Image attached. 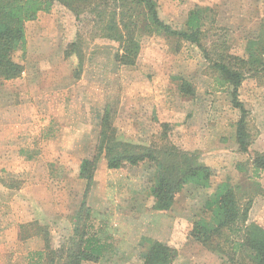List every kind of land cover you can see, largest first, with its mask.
<instances>
[{"label":"rangeland","instance_id":"obj_1","mask_svg":"<svg viewBox=\"0 0 264 264\" xmlns=\"http://www.w3.org/2000/svg\"><path fill=\"white\" fill-rule=\"evenodd\" d=\"M154 1L158 17L176 29L184 27L188 13L196 7L204 18L202 46L216 45L210 51L218 48L217 52L224 46V53L237 57H244L246 42L254 39L264 24V0ZM56 12L40 13L25 24L26 51L14 56L24 72L16 80L0 82V264H42L36 253L43 251L44 242L33 235L36 222L50 231L53 249L71 235L72 216L59 209L62 195L69 185L79 190L71 180L77 178L79 158L93 152L105 107L121 140L147 145L156 133L154 126L169 123L174 126L171 140L175 145L199 154L202 164L218 171V177L212 179L214 185L227 179L245 181L234 167L248 157L239 153L235 144L239 113L197 46L145 33L135 66L122 67L113 60L115 45L89 40L88 25L82 28L88 30L82 33L84 63L80 67L74 57L65 58L63 52L82 26L76 25L69 13ZM181 78L195 89L192 101L180 99ZM239 100L248 112L254 135L249 151H264V83L247 78ZM218 137L225 138L224 142L219 143ZM152 169L144 164L128 169L129 175L122 177L106 175L100 168L95 174L96 192L100 187L141 188L135 198L146 214L153 202L148 185ZM260 175L254 180L264 189V173ZM245 185H241V198L247 192ZM206 195L180 196L175 212L167 215L174 219L171 229L163 228L162 219L150 225L154 230L147 231L146 224L125 222L123 226V221L119 229L113 214L91 210V230L97 231L102 224L110 234V249L98 262L82 264H142L147 247L144 240L157 233L161 239L171 233L170 246L178 251L172 264H222L219 255L186 241L187 225L201 215V200ZM247 223L264 228L263 197L253 198ZM29 224L32 227H27ZM29 232L31 237L25 238Z\"/></svg>","mask_w":264,"mask_h":264},{"label":"trees","instance_id":"obj_2","mask_svg":"<svg viewBox=\"0 0 264 264\" xmlns=\"http://www.w3.org/2000/svg\"><path fill=\"white\" fill-rule=\"evenodd\" d=\"M52 10H63L66 16L69 13L74 23L82 26L63 52L65 58L74 57L80 67L84 63L82 33L88 29L89 40L100 39L116 46L113 60L122 67L135 66L145 33L197 46L216 73L218 86L229 93L232 108L239 113L234 127L235 144L238 152L248 157L234 167L243 175L247 192L239 197L243 184L228 179L214 185L212 179L218 177V171L202 164L199 154L172 142V124L155 125L156 133L147 145L121 140L105 107L93 152L81 160L76 174L85 181V189L80 207L72 217V233L53 249L50 231L36 222L33 235L41 236L44 242L43 251L36 253L38 260L42 264L96 263L110 249V234L105 228L92 232L91 209L86 204L97 164L104 159L109 170L126 172L144 164L153 167L148 184L152 211L169 212L185 193L189 197L207 194L201 200V215L187 225L186 241L219 255L222 264H264V228L247 223L253 198H264V189L254 180L264 173V151H249L254 135L249 128L248 112L239 100V90L247 78L264 83V24L258 35L246 42L244 57H237L224 53V46L220 52L218 48L210 51L216 45L208 49L202 46L204 18L196 7L188 13L184 27L176 29L158 17L154 0H0V82L22 76L24 67L14 56L26 51L25 24ZM178 89L181 101L189 102L196 96L194 87L183 78ZM217 139L219 143L225 140ZM24 236L31 237L30 232ZM143 253L142 264H172L178 255L174 247L160 242H153Z\"/></svg>","mask_w":264,"mask_h":264},{"label":"crops","instance_id":"obj_3","mask_svg":"<svg viewBox=\"0 0 264 264\" xmlns=\"http://www.w3.org/2000/svg\"><path fill=\"white\" fill-rule=\"evenodd\" d=\"M84 158L80 157L78 162V165L76 166V170L79 168V164L81 162V160H83ZM101 168V170H104V174L106 175H112V174H119L122 177H127L129 174V172H122L119 170H109L106 168V163L104 161V159H101L99 161V163L97 164V168L95 171V174H97L98 170ZM131 170V169H130ZM119 171V172H118ZM94 174V179H93V184L91 186L90 192L88 193L87 196V200H86V204L87 206L94 212L97 211L99 214L102 212H106L107 215H111L113 214L112 218H115V222L117 227L119 229H121V222L123 221V226L126 224L125 222H127L128 224L133 223L137 225H144L146 224L147 226V231L148 230H154L155 226H153L152 228H150V225H154L158 223L159 220L162 219V223L161 225L164 226L163 228H167L173 226V221L174 219L172 218H167L171 215L172 212H175V206L177 203H175L171 210L169 212H158V211H150L146 214H144V212H141V208L140 205L142 203L136 201L135 196L139 195V192H141V188H139L138 190H133L130 187L129 188H115V187H100L97 192H96V175ZM35 175L37 177V174H31V176ZM72 183H75V185H77V189H73L72 185H69L68 189H67V193L63 192L62 195V203H61V208H59L62 212V214H67L70 216H74V214L78 211L79 207H80V203L82 202L83 199V192L85 189V181L81 180V179H72L71 180ZM121 193H125L127 194V197L125 198L124 196H122ZM136 191V192H135ZM96 196L99 197V199L96 201ZM116 197V198H113ZM107 198V199H106ZM101 199V201H100ZM104 201L107 203H104ZM113 203H115V206H113ZM117 206V208H116ZM120 207H123V209L126 211L128 210V212H125L124 210H119ZM131 209V210H129ZM105 213V214H106ZM55 215V214H54ZM54 215L51 214L52 217H54ZM169 215V216H167ZM191 218H193V216H191ZM190 218V219H191ZM197 219V218H195ZM101 226L104 228V226L101 224ZM99 226V227H101ZM169 229V231H170ZM125 228H123L122 231H124ZM159 230H162L161 228H159ZM158 230V232H159ZM164 234V232L162 233ZM155 234L151 235L149 234L147 236V238L144 240L145 241V250L153 243V242H160V243H165V244H172L170 242V235L171 233H167V235H164V237L161 239L159 233H157L156 237H154ZM150 237V238H149ZM36 238V237H34ZM149 238V239H148ZM33 239V238H32ZM31 239H27L25 240L30 241ZM149 240V241H148ZM140 251V250H139Z\"/></svg>","mask_w":264,"mask_h":264}]
</instances>
